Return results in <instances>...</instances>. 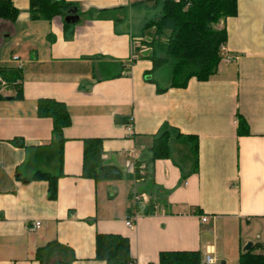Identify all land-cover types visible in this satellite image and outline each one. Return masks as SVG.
<instances>
[{
  "label": "crops",
  "instance_id": "1",
  "mask_svg": "<svg viewBox=\"0 0 264 264\" xmlns=\"http://www.w3.org/2000/svg\"><path fill=\"white\" fill-rule=\"evenodd\" d=\"M11 1L19 12L14 21L0 17V67L21 77L12 84L0 77V264H40L37 249L54 240L73 251L69 264H106L96 259L100 232L127 236L134 264H158L164 250H199L227 263L249 242L264 250V0H238V14L218 25L226 26L223 53L231 59L215 75L162 93L146 79L152 65L143 43L162 0H67L79 16L68 25L62 15L32 18L30 0ZM101 63L126 69L107 78ZM44 97L65 102L72 119L56 199L46 181L31 179L37 170L60 171L47 150L52 120L38 116ZM239 116L248 125L242 133ZM164 126L198 137L196 171L190 158L178 159L183 142L174 143L173 158L148 162ZM94 137L122 178L82 175L84 139Z\"/></svg>",
  "mask_w": 264,
  "mask_h": 264
},
{
  "label": "trees",
  "instance_id": "2",
  "mask_svg": "<svg viewBox=\"0 0 264 264\" xmlns=\"http://www.w3.org/2000/svg\"><path fill=\"white\" fill-rule=\"evenodd\" d=\"M76 4L67 0H30L29 12L32 18L50 20L57 15L66 16L72 12ZM121 9V8H119ZM118 9V10H119ZM122 10V9H121ZM120 10V11H121ZM18 8L11 0H0V17L16 20ZM109 10H103L101 16L110 17ZM238 14V0H162L161 13L146 23L144 27V45L149 49L146 56L151 68L145 73L146 79L155 84L157 92L162 93L169 88H184L192 78L207 81L218 72L223 62V47L228 41L226 26L218 27L220 22ZM121 19V18H120ZM66 25L68 23L66 22ZM99 69L107 78L121 75L123 64L101 63ZM158 74V77H157ZM0 77L8 84L18 83L21 71L16 68L0 67ZM18 97H21V92ZM4 96L0 93V99ZM38 116L52 120V142L49 158H57L60 171L56 174L48 170H37L31 179L44 180L48 184L50 199L57 198L58 178L62 175L64 129L71 125L72 119L65 102L54 98H40L37 104ZM239 133L247 130V122L239 116ZM119 122L122 119L117 117ZM183 142L187 151L182 162L190 158L191 171H196L199 157V139L196 135L182 134L175 128L164 126L154 135L149 148L148 162L157 159L173 158V145ZM24 146L23 142H20ZM103 139H84L83 170L86 178L101 180H117L122 178V171L115 165L105 164L102 160ZM174 162L182 170V178L187 174L181 162ZM136 166V176H141V168ZM24 179H28L24 177ZM153 202L146 208L150 213ZM200 212V210H196ZM35 258L40 264H69L75 259L73 251L56 240L39 247ZM96 259L106 264H134L130 252V240L118 233H97ZM158 264H230L227 262H206L199 250H164L159 254ZM237 264H264V250L256 251L253 246L240 253Z\"/></svg>",
  "mask_w": 264,
  "mask_h": 264
},
{
  "label": "built area",
  "instance_id": "3",
  "mask_svg": "<svg viewBox=\"0 0 264 264\" xmlns=\"http://www.w3.org/2000/svg\"><path fill=\"white\" fill-rule=\"evenodd\" d=\"M223 49H224V47H223ZM230 59H231L230 56H228V55L224 56L225 61H229ZM141 197H142L141 194H138V193L134 194V199L136 201H139ZM136 218H137V215H134V214L130 215L126 221V224L129 227L133 228ZM203 220L206 221V218H203ZM40 226H41V221H36V222H34L31 229L36 230V229L40 228ZM206 262H213L212 258L209 255L206 257Z\"/></svg>",
  "mask_w": 264,
  "mask_h": 264
},
{
  "label": "water",
  "instance_id": "4",
  "mask_svg": "<svg viewBox=\"0 0 264 264\" xmlns=\"http://www.w3.org/2000/svg\"><path fill=\"white\" fill-rule=\"evenodd\" d=\"M77 8H75L72 12H70L68 15L65 16V21L69 23H75L79 16L77 15ZM252 247V243H247L246 246L244 247V251L250 250Z\"/></svg>",
  "mask_w": 264,
  "mask_h": 264
},
{
  "label": "rangeland",
  "instance_id": "5",
  "mask_svg": "<svg viewBox=\"0 0 264 264\" xmlns=\"http://www.w3.org/2000/svg\"><path fill=\"white\" fill-rule=\"evenodd\" d=\"M159 7L161 8V10H162V4H161V2L159 3ZM160 13H161V11H160ZM157 77H158V74H157ZM183 156H184V154L183 153H180V156L178 157V159H180V160H182L183 159ZM182 158V159H181ZM245 247V246H244ZM230 264H237L238 263V260L236 259V260H234V261H231V262H229Z\"/></svg>",
  "mask_w": 264,
  "mask_h": 264
}]
</instances>
